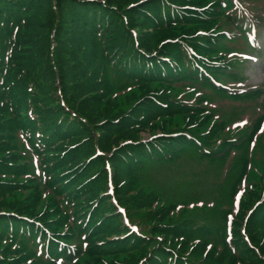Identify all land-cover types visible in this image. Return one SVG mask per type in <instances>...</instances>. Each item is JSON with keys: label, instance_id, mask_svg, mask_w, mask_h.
<instances>
[{"label": "trees", "instance_id": "obj_1", "mask_svg": "<svg viewBox=\"0 0 264 264\" xmlns=\"http://www.w3.org/2000/svg\"><path fill=\"white\" fill-rule=\"evenodd\" d=\"M232 1L0 0V264H264L262 116L238 141L174 92L261 93L226 92L219 23L250 35ZM185 158L213 169L209 206L140 187Z\"/></svg>", "mask_w": 264, "mask_h": 264}, {"label": "rangeland", "instance_id": "obj_2", "mask_svg": "<svg viewBox=\"0 0 264 264\" xmlns=\"http://www.w3.org/2000/svg\"><path fill=\"white\" fill-rule=\"evenodd\" d=\"M264 0H256L244 7L245 5L239 0H233L234 6L237 11L242 15L235 16V23L242 22V25L246 29L256 30L257 33H261L260 38L257 40L255 48H259L256 55L253 57L245 56V51L242 49L239 51L237 47L238 41L241 40V31L236 28L235 24H232L230 18L228 20L222 19L220 21V27L227 32L228 39L226 45L230 48H234L236 54H229V62L234 71H228L229 77H225V83L232 90H238L239 92L244 87H257L264 88ZM246 8V9H245ZM233 44V45H232ZM254 48V47H253ZM251 47V50H253ZM247 52V51H246ZM231 67V68H232ZM230 70V69H229ZM261 93L257 96H253L251 100H233L225 99L220 101L216 95H211L208 90H202L196 86V84L185 85L175 89V93L185 100L194 95L193 93L200 92L202 96H209V101L213 102L205 105L206 108L215 112L217 117V123L221 121L226 122L227 128L225 130L226 136H233L236 140L240 141L247 137L248 133H252L256 121L261 116H264V89L260 90ZM126 89L121 90L120 93H126ZM242 92V93H249ZM231 96L235 93L231 92ZM258 107V108H257ZM217 108V109H216ZM257 108V109H256ZM264 123L260 125V129L257 131L258 136L255 140L254 146L250 149L258 150L263 141V129ZM141 142H146L150 139L148 132H141ZM157 136L160 132L156 131ZM20 138L16 136L15 143H18ZM129 143V142H128ZM258 144V145H257ZM257 145V146H256ZM256 146V148H254ZM98 155H102L100 151H97ZM164 169V168H163ZM213 169L208 164H201L195 161H189L187 158L184 160H178L174 167L165 169L161 173H156L151 176L150 180L146 178L140 181V187L147 193H157L160 196L166 195L171 191L169 197L170 204H184L191 200L200 201L207 206L214 201V189L216 188V177L212 175ZM154 193V194H155ZM112 193H110L111 195ZM20 196V195H19ZM22 198V196H20ZM17 199V198H16ZM19 200V198L17 199ZM136 233H138V227Z\"/></svg>", "mask_w": 264, "mask_h": 264}]
</instances>
